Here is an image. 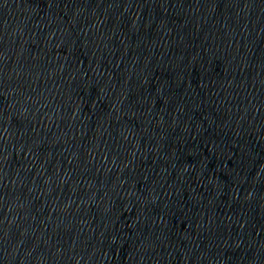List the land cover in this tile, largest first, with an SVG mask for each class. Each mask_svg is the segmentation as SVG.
I'll use <instances>...</instances> for the list:
<instances>
[{
    "label": "water",
    "instance_id": "95a60500",
    "mask_svg": "<svg viewBox=\"0 0 264 264\" xmlns=\"http://www.w3.org/2000/svg\"><path fill=\"white\" fill-rule=\"evenodd\" d=\"M11 264H264V0H0Z\"/></svg>",
    "mask_w": 264,
    "mask_h": 264
}]
</instances>
